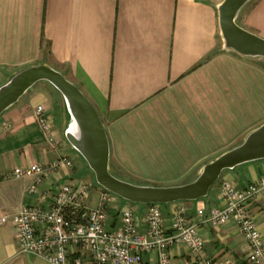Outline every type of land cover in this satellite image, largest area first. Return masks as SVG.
I'll return each instance as SVG.
<instances>
[{
  "label": "crops",
  "instance_id": "1",
  "mask_svg": "<svg viewBox=\"0 0 264 264\" xmlns=\"http://www.w3.org/2000/svg\"><path fill=\"white\" fill-rule=\"evenodd\" d=\"M224 0H0V87L17 72L47 65L78 86L99 113L110 143V169L133 184L173 187L190 183L208 163L236 148L264 124V64L227 50L219 29ZM236 23L264 39V0H251ZM262 60V59H261ZM54 87L34 86L0 117V216L49 205L65 184H94L86 204L96 208L102 188L66 138L71 118L59 110ZM42 106L57 145L36 117ZM75 167L13 179L15 168L49 166L62 157ZM264 177V160L225 171L197 202L162 205L169 232L177 210L197 225L206 254L220 263L249 264V245L235 223L212 227L199 209L223 208L221 185L244 190ZM108 207L112 230L127 202ZM145 229V205H134ZM264 242V194L247 204ZM119 211V212H118ZM173 264H192L185 246L171 249ZM79 255H71V264ZM143 264H153L146 253ZM0 264H49L20 252L12 225L0 227ZM89 264V263H87ZM258 264H264V258Z\"/></svg>",
  "mask_w": 264,
  "mask_h": 264
},
{
  "label": "built area",
  "instance_id": "2",
  "mask_svg": "<svg viewBox=\"0 0 264 264\" xmlns=\"http://www.w3.org/2000/svg\"><path fill=\"white\" fill-rule=\"evenodd\" d=\"M36 117L49 142L57 145L49 116L42 106L37 108ZM74 167L75 160L65 156L47 167L15 168L11 177L17 180L37 177L29 189V193L37 194L48 175ZM93 188L91 182L65 184L49 205L38 204L25 207L15 215L0 216V227L12 225L20 252L37 256L49 264H71V255L76 252L79 255L72 264H143L146 253L156 254L153 264H173L170 251L175 246L188 249L192 264H218L206 254V244L197 225L188 224L183 210L175 212L168 232L162 205H148L145 229L141 231L137 210L134 204L127 202L119 213L120 228L112 230L108 223V207L117 197L102 189L99 205L91 208L86 200ZM260 194H264V177L241 191L223 182L221 197L226 205L197 212L212 227L235 223L249 245L246 257L249 264H258L264 258L263 238L247 208V204Z\"/></svg>",
  "mask_w": 264,
  "mask_h": 264
},
{
  "label": "water",
  "instance_id": "3",
  "mask_svg": "<svg viewBox=\"0 0 264 264\" xmlns=\"http://www.w3.org/2000/svg\"><path fill=\"white\" fill-rule=\"evenodd\" d=\"M251 0H224L218 9L219 29L225 48L246 58L264 59V39L236 23ZM40 82L52 85L64 98L71 125L66 138L85 160L103 190L135 205H170L205 199L225 171L264 160V124L242 144L206 164L198 177L173 187L142 186L115 176L110 169V143L105 125L91 101L67 77L47 65H37L14 74L0 87V117Z\"/></svg>",
  "mask_w": 264,
  "mask_h": 264
},
{
  "label": "rangeland",
  "instance_id": "4",
  "mask_svg": "<svg viewBox=\"0 0 264 264\" xmlns=\"http://www.w3.org/2000/svg\"><path fill=\"white\" fill-rule=\"evenodd\" d=\"M258 62H260V63H263L264 64V59H260V60H258ZM54 98H55V102H56V104H57V106H58V108H59V110L64 114V116H65V118L66 119H68L69 118V116H68V113H67V107H66V103H65V100H64V98H63V96L56 90V89H54ZM202 170V169H201ZM201 170H200V172H201ZM112 171V170H111ZM200 172L199 173H197L194 177H193V179L191 180V182L192 181H194L197 177H198V175L200 174ZM93 173V172H92ZM94 179H95V177H94ZM137 185H141V184H137ZM142 186H146V185H142ZM120 200V199H119ZM126 202V201H125ZM119 212V211H118ZM120 213V212H119ZM119 215V214H118Z\"/></svg>",
  "mask_w": 264,
  "mask_h": 264
},
{
  "label": "trees",
  "instance_id": "5",
  "mask_svg": "<svg viewBox=\"0 0 264 264\" xmlns=\"http://www.w3.org/2000/svg\"><path fill=\"white\" fill-rule=\"evenodd\" d=\"M135 205V204H134ZM148 206V205H147Z\"/></svg>",
  "mask_w": 264,
  "mask_h": 264
}]
</instances>
